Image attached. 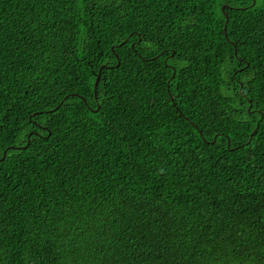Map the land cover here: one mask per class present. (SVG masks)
<instances>
[{"label": "trees", "instance_id": "16d2710c", "mask_svg": "<svg viewBox=\"0 0 264 264\" xmlns=\"http://www.w3.org/2000/svg\"><path fill=\"white\" fill-rule=\"evenodd\" d=\"M0 264H264V0H0Z\"/></svg>", "mask_w": 264, "mask_h": 264}, {"label": "water", "instance_id": "95a60500", "mask_svg": "<svg viewBox=\"0 0 264 264\" xmlns=\"http://www.w3.org/2000/svg\"><path fill=\"white\" fill-rule=\"evenodd\" d=\"M254 1V0H253ZM224 7H225V4L222 5V10H224ZM224 14L226 16V21L228 20V14L224 11ZM173 54V52H172ZM105 65H101L98 69V73L96 74V78H95V81H94V92H96V86H97V81L99 79V76H100V72H101V69L104 67ZM174 72H175V69H174ZM173 72V73H174ZM99 108V106H97V108L95 110H97ZM254 132V131H253ZM28 143H29V140H28ZM26 146V145H25ZM25 146H9L8 148H18V147H25ZM7 150V149H6ZM6 150H4L3 152V155L1 157V159L5 156L6 154Z\"/></svg>", "mask_w": 264, "mask_h": 264}, {"label": "flooded vegetation", "instance_id": "af4514ba", "mask_svg": "<svg viewBox=\"0 0 264 264\" xmlns=\"http://www.w3.org/2000/svg\"><path fill=\"white\" fill-rule=\"evenodd\" d=\"M167 65H169L170 67H172L171 64H169V63H167Z\"/></svg>", "mask_w": 264, "mask_h": 264}]
</instances>
